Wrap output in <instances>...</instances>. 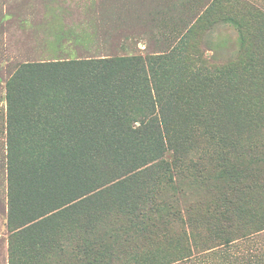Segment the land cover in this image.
I'll return each instance as SVG.
<instances>
[{
  "label": "trees",
  "instance_id": "1",
  "mask_svg": "<svg viewBox=\"0 0 264 264\" xmlns=\"http://www.w3.org/2000/svg\"><path fill=\"white\" fill-rule=\"evenodd\" d=\"M239 35L237 54L218 68L209 63L218 72L194 82L196 105L185 90L188 96L182 100L166 79L158 80L151 62L21 65L7 83V123L16 136L8 145L11 201L20 197L22 206H62L79 191L86 196L80 201L83 205L105 192L119 199L108 227L90 224L84 214L90 225L81 231L77 244L68 248L69 257L82 264H117L120 256L132 257L133 248L126 252L129 241L113 246V236L160 239L183 222L181 212L192 222L191 213L198 208L206 210L209 233L232 234L249 211V201L264 195V141L220 134L221 123L214 115L221 105L234 103L238 94L246 103L264 88V46L259 50L251 45L262 33L242 30ZM236 72L243 75L236 77ZM199 83L209 92L200 89ZM154 85L156 96L151 93ZM220 85L223 92H217ZM245 107L252 112L248 119L253 123L264 109V99L258 97ZM193 145L200 147L194 150ZM165 156L167 161L162 159ZM235 159L249 163L238 170L232 165ZM103 169L121 173L119 181L115 187L95 192L107 185L96 187L95 176ZM154 170V177L139 185L134 200L121 192L140 180L141 173ZM209 171L218 172L214 180L220 184H206ZM185 178L198 190L190 196L191 204L183 200L186 192L176 187ZM164 184L172 191L162 201L170 209L162 217L157 201ZM55 196L60 198L54 200Z\"/></svg>",
  "mask_w": 264,
  "mask_h": 264
},
{
  "label": "rangeland",
  "instance_id": "2",
  "mask_svg": "<svg viewBox=\"0 0 264 264\" xmlns=\"http://www.w3.org/2000/svg\"><path fill=\"white\" fill-rule=\"evenodd\" d=\"M241 25L247 32L262 33L251 45L263 48L264 0H0V264H82L69 257L68 248L77 244L81 231L91 223L108 227L121 202L105 192L83 205L80 201L86 196H80L81 191L62 206H22L20 197L11 201L8 145L16 136L7 123V83L21 65L121 59L151 62L156 65L152 73L158 80L166 79L182 100L189 95L196 105L194 82L217 73L216 67L237 54ZM60 28L64 29L61 34ZM241 75L235 73L236 77ZM198 87L209 92L201 83ZM219 91H224L222 85ZM151 93L156 96V85ZM258 97L264 99V88ZM258 97L245 103L238 94L234 103L221 105L214 114L221 123L219 133L264 141V109L251 123L248 118L252 112L244 108L256 103ZM196 147L200 146L193 145L194 150ZM162 159L167 161L168 156ZM241 164L237 159L232 162L238 170ZM156 172L141 173L140 180L121 192L134 200L139 185L151 180ZM120 174L99 170L96 187L107 185L95 192L117 186ZM217 175L209 171L206 184H218L214 180ZM163 186L157 191L162 217L170 212L162 201L172 191ZM177 186L187 194L183 200L191 204L190 196L198 192L195 184L185 178ZM249 202V211L228 236L206 230L208 215L204 208L193 210L192 222L181 212L183 222H178L171 235L160 239L113 236V246L126 244L127 239L131 247L126 252L134 249V256H120L117 264H264V195ZM146 205H150L149 200ZM84 214H88L90 224Z\"/></svg>",
  "mask_w": 264,
  "mask_h": 264
},
{
  "label": "crops",
  "instance_id": "3",
  "mask_svg": "<svg viewBox=\"0 0 264 264\" xmlns=\"http://www.w3.org/2000/svg\"><path fill=\"white\" fill-rule=\"evenodd\" d=\"M62 31H60V34L64 31V29H62V28H60ZM87 38V37H86ZM91 40H93V38L92 39H90V40H88L89 42H93V41H91ZM87 41V40H86Z\"/></svg>",
  "mask_w": 264,
  "mask_h": 264
}]
</instances>
